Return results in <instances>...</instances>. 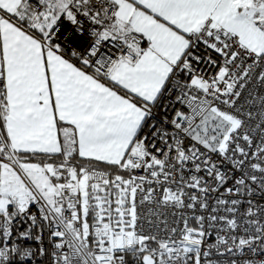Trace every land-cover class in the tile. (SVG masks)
<instances>
[{
    "label": "snow or ice",
    "instance_id": "1",
    "mask_svg": "<svg viewBox=\"0 0 264 264\" xmlns=\"http://www.w3.org/2000/svg\"><path fill=\"white\" fill-rule=\"evenodd\" d=\"M0 264H264V0H0Z\"/></svg>",
    "mask_w": 264,
    "mask_h": 264
}]
</instances>
